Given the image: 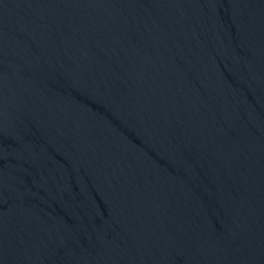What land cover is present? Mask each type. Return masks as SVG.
<instances>
[{
    "label": "water",
    "instance_id": "1",
    "mask_svg": "<svg viewBox=\"0 0 264 264\" xmlns=\"http://www.w3.org/2000/svg\"><path fill=\"white\" fill-rule=\"evenodd\" d=\"M0 264H264V0H0Z\"/></svg>",
    "mask_w": 264,
    "mask_h": 264
}]
</instances>
